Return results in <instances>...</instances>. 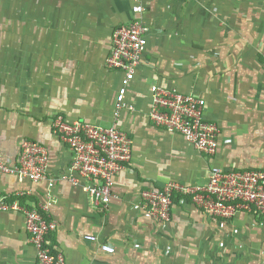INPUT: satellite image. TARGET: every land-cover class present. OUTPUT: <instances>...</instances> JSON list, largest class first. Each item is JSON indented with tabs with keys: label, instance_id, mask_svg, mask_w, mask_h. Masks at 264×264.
Instances as JSON below:
<instances>
[{
	"label": "crops",
	"instance_id": "obj_1",
	"mask_svg": "<svg viewBox=\"0 0 264 264\" xmlns=\"http://www.w3.org/2000/svg\"><path fill=\"white\" fill-rule=\"evenodd\" d=\"M179 1L189 2L187 16L177 13ZM27 3L34 64L12 67V80L0 81V154L13 159L21 141H37L48 151V175L56 178L72 157L54 133L57 118L116 122L132 140L131 161L115 177L108 206L93 205L68 184L51 189L47 214L57 229L48 239L65 264H264V216L239 213L221 221L188 197L174 200L167 222L134 208L143 189L169 181L203 186L213 167L264 170V0H145L150 34L126 96L133 111L121 112L117 121L120 75L105 67V58L113 30L132 18L133 0ZM180 24L188 26L180 30ZM181 54L188 57L187 83L171 66L172 56ZM197 56H203L198 69ZM153 85L205 100L206 118L221 131L214 156L148 122ZM17 193L21 202L40 205L47 201V183L0 174V195ZM104 244L114 252L101 251ZM0 264H36L20 213L0 212Z\"/></svg>",
	"mask_w": 264,
	"mask_h": 264
},
{
	"label": "built area",
	"instance_id": "obj_2",
	"mask_svg": "<svg viewBox=\"0 0 264 264\" xmlns=\"http://www.w3.org/2000/svg\"><path fill=\"white\" fill-rule=\"evenodd\" d=\"M131 12V20L113 30L111 48L105 58V67L120 75L113 113L116 121L121 112L133 111L126 96L150 34L144 18L145 0H133ZM149 96L147 119L152 126L180 136L206 157L216 154L221 131L217 123L206 118V102L202 97L159 85L149 88ZM53 129L72 155L70 163L56 178L48 175V151L37 141H21L13 159L0 154V174L13 175L20 182L47 183V201L40 205L21 202L22 193L0 195V212H17L24 217L36 264H65L63 255L51 248L48 239L57 229L47 214L50 191L55 184H68L88 197L93 205L106 207L114 197L115 177L127 168L132 155V140L116 122L103 126L57 118ZM176 195L190 198L196 207L221 221H230L239 213L263 217L264 170L213 167L203 186L169 181L160 188L143 189L134 208L152 220L167 222ZM85 240L96 238L85 236ZM100 249L108 254L114 252L107 244Z\"/></svg>",
	"mask_w": 264,
	"mask_h": 264
},
{
	"label": "rangeland",
	"instance_id": "obj_3",
	"mask_svg": "<svg viewBox=\"0 0 264 264\" xmlns=\"http://www.w3.org/2000/svg\"><path fill=\"white\" fill-rule=\"evenodd\" d=\"M28 0H0V81L5 84L12 80V67H33V56L29 55L28 47ZM189 2L179 1L175 4L177 13L181 16H187ZM197 5L202 7L203 5ZM207 13H212V9L202 8ZM215 12V11H214ZM187 24H180L177 27L180 30L186 29ZM176 27V25H174ZM181 27V28H180ZM185 33V32H184ZM165 59H170L165 57ZM159 62L162 66H167L164 57L161 56ZM197 69L203 65V56L196 58ZM171 66L173 75L177 76L181 82H188V57L186 55L172 56ZM199 72H196V76Z\"/></svg>",
	"mask_w": 264,
	"mask_h": 264
},
{
	"label": "trees",
	"instance_id": "obj_4",
	"mask_svg": "<svg viewBox=\"0 0 264 264\" xmlns=\"http://www.w3.org/2000/svg\"><path fill=\"white\" fill-rule=\"evenodd\" d=\"M177 197H180L181 198V196H175L174 198H173V202H174V200L177 198ZM187 198V197H186ZM49 238V237H48Z\"/></svg>",
	"mask_w": 264,
	"mask_h": 264
}]
</instances>
